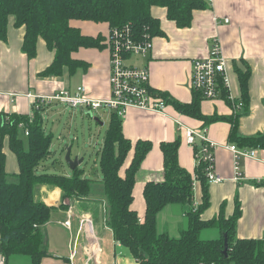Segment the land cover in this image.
<instances>
[{"label": "crops", "instance_id": "crops-1", "mask_svg": "<svg viewBox=\"0 0 264 264\" xmlns=\"http://www.w3.org/2000/svg\"><path fill=\"white\" fill-rule=\"evenodd\" d=\"M208 1L206 8L193 11L194 17L188 27L177 26L167 16L166 7L153 6L151 13L159 18L163 34L153 36V47L148 55H136L128 60L135 66L148 67L150 87L169 99L164 113L131 107L121 117L122 131L133 146L138 140L150 141L153 146L135 174L134 200L131 205L139 219L144 221L147 208L144 187L148 182L165 179V160L161 146L163 142L179 141L180 165L196 178L195 149L186 142L185 128L201 130L207 127L209 139L217 145L214 150L215 170L223 180L209 184L211 205L201 213L202 219L212 220L221 211L226 218L230 217L236 208L235 200H238L241 217L235 228L237 237L264 239V148L253 147L256 148L254 158L240 157V180L236 179V158L230 148L231 144H235L231 140L233 128L242 136L264 134V0ZM9 21L8 38L5 41L0 40V126L2 120H8L13 114L30 117L33 115V100L28 94L50 96L60 90L76 94L79 86H84L86 95L93 100L110 98L108 22L80 19L72 21V25L80 28L85 35H103L106 46L80 47L74 52L73 58L87 63L86 67H79L76 72L71 73L66 66L61 75L43 76L41 72L52 64L54 51L47 48L43 38H39L37 55L29 59L22 49L25 26L16 27L13 17ZM214 37H218L223 46L230 93L235 100L243 98L237 67L242 71L249 68V103L244 111L238 113L239 116H235L232 106L224 98H201L200 111L203 115L224 118L207 123L204 119L179 111L173 101L192 104L195 100V93L190 88L193 62L196 58L208 56L210 42ZM62 107L69 106L53 102L47 105L46 111L54 112ZM85 110L77 109L81 113H90L89 109ZM101 118L99 116L98 120ZM3 150L7 155V173H19L20 165L16 154L10 149L9 137L4 141ZM134 150L133 148L128 154L120 169L123 177L132 162ZM194 184V203L200 204L201 183L195 180ZM37 193V197L46 204L56 207L51 219L43 227L49 254L43 258L41 264H70L72 245L75 242L76 264H98L89 256L87 245L90 235L85 225L81 226L80 217L83 215L92 216L95 232L101 239L103 252L100 264H139L129 248L116 245L111 229L104 223L103 215L99 212L100 198L91 194L63 200L61 189L50 185H39ZM61 204L67 207H61ZM189 208L190 205L185 204L166 206L157 214L158 231L179 237L181 231L189 226V217L186 215ZM70 209L73 210V218L72 226L68 228L64 222ZM101 221L105 226L104 232L97 231L95 227ZM221 236L222 231L215 226L201 230V237L205 240ZM6 264H32V261L27 255H12L6 259Z\"/></svg>", "mask_w": 264, "mask_h": 264}, {"label": "trees", "instance_id": "trees-1", "mask_svg": "<svg viewBox=\"0 0 264 264\" xmlns=\"http://www.w3.org/2000/svg\"><path fill=\"white\" fill-rule=\"evenodd\" d=\"M208 5V0H0V40L8 38L9 19L13 17L16 27L26 28L22 49L28 58H35L37 43L39 38H43L47 48L54 51L55 56L52 64L41 74L58 76L66 66L71 73L76 72L79 67L87 66L86 62L73 58V53L80 47L106 46L103 35H85L80 28L72 25L73 20L108 22L110 30L129 26L137 38L144 37L146 33L153 37L163 34L159 18L151 13L153 6L166 7L167 16L177 26L188 27L194 17L193 11ZM237 71L246 107L249 103L248 80L251 72L248 67L246 71L237 67ZM161 95L165 97L164 94ZM165 99L169 101L167 96ZM200 99V94L195 93L192 104L175 100L173 103L179 111L204 119L207 123L224 119L203 115L200 111ZM39 106H32L31 117L13 114L8 120H2L0 126V248L6 258L27 255L32 264H41L49 254L43 227L56 208L37 197L39 185L60 188L63 200L87 197L94 190L92 179L84 176V169L80 167L72 169L71 174L46 171L37 173L40 163L53 153L50 146L54 136L46 132L44 127L43 114L47 104L41 103ZM109 119L98 161L108 224L114 238L130 249L139 264H264V239H241L236 235V224L241 217L238 200H235L236 208L230 217L226 218L221 211L212 220L202 219L201 213L211 205L209 183L202 164L197 165L196 178L180 165L179 141L161 144L165 179L145 185V220L139 219L131 205L134 200L135 174L153 146L146 140H138L133 146L122 131L121 117L111 112ZM26 129L28 135L24 134ZM7 137L10 149L16 154L20 165L19 173L14 174L18 182L7 179V155L3 150ZM231 140L241 147L264 148L263 133L242 136L233 128ZM133 148L132 162L123 177L120 169ZM195 180L201 183L202 188V200L197 208L194 203ZM169 204L190 205L186 212L189 226L181 231L179 237L157 229V214ZM60 206L67 207L65 204ZM213 226L222 231V236L213 240L202 239L201 230ZM225 238L227 253L224 252Z\"/></svg>", "mask_w": 264, "mask_h": 264}, {"label": "built area", "instance_id": "built-area-1", "mask_svg": "<svg viewBox=\"0 0 264 264\" xmlns=\"http://www.w3.org/2000/svg\"><path fill=\"white\" fill-rule=\"evenodd\" d=\"M107 46L110 48V73L109 82L111 96L107 100L91 99L86 95L85 87L79 86L76 94H71L67 90H60L50 96H40L28 94L33 100V107L39 108L41 103L50 105L53 102L66 104L72 108H86L90 111L96 109H106L123 117L128 108L135 107L147 111L164 113L168 106V101L160 93L150 87V72L148 67H140L131 64L128 60L134 56H146L152 49L151 34L146 33L144 37L137 38L129 26L114 28L109 31ZM210 50L205 58H196L193 62L190 88L193 93L200 94L204 100L225 99L234 110V115L244 111L245 101L243 98L235 100L229 87V77L226 69L227 60L224 56L223 46L218 37H214L210 42ZM24 124H21L23 127ZM186 142L195 149V159L197 165L202 164L204 174L209 184L219 183L223 178L216 173V159L214 150L216 144L209 139L207 127L197 130L196 128H185ZM28 129L24 134L28 135ZM234 153L236 179L240 180V157L254 158L256 148H245L236 144L230 146ZM195 185V184H194ZM198 207L196 204L195 208ZM73 210L68 211V218L65 220L66 227L72 226ZM81 226L85 225L89 233V256L93 262L100 264L103 252L101 239L94 229V220L91 215L80 217ZM109 228V226H108ZM82 231V230H80ZM80 233V232H79ZM116 245L122 246V242L115 240ZM77 245L75 243L73 253L70 257V264H76ZM6 256L0 248V264H6Z\"/></svg>", "mask_w": 264, "mask_h": 264}, {"label": "rangeland", "instance_id": "rangeland-1", "mask_svg": "<svg viewBox=\"0 0 264 264\" xmlns=\"http://www.w3.org/2000/svg\"><path fill=\"white\" fill-rule=\"evenodd\" d=\"M80 108L62 107L58 108V111H46L43 114L46 132L54 135L50 146L53 153L40 163L37 173L46 171L50 173L71 174V166L66 161L67 148L71 147V156L73 158L76 156L79 158L83 157V161L79 167L80 169H84V176L92 179V188L94 189L92 195L100 198L98 199L100 200L98 201L100 206L99 212L103 215L104 223L109 226L106 198L104 191H102V175L98 161L101 146L106 135L105 132L109 126L111 112L106 109H94L90 113H81L82 111H77ZM83 109L85 110V108ZM99 116L102 117L101 120L95 119V117ZM7 179L18 182L17 177L13 173H10ZM49 201L52 202V200ZM97 223L95 226L97 231L104 232L105 226L103 221L100 224L99 222ZM47 229L50 228L48 227ZM74 245H72V248Z\"/></svg>", "mask_w": 264, "mask_h": 264}, {"label": "water", "instance_id": "water-1", "mask_svg": "<svg viewBox=\"0 0 264 264\" xmlns=\"http://www.w3.org/2000/svg\"><path fill=\"white\" fill-rule=\"evenodd\" d=\"M95 119H98V117L97 118L95 117ZM67 149H68V151H67V155H66V161L70 164L71 169H75V168L79 167L81 165V162L83 161V157L79 158L78 156H76L73 158L71 156V151H72L71 147H68ZM224 245H225L224 252L227 253L228 245H227V239L226 238L224 241Z\"/></svg>", "mask_w": 264, "mask_h": 264}]
</instances>
